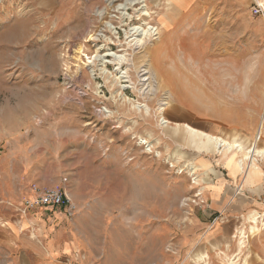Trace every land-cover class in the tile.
<instances>
[{"label":"rangeland","instance_id":"rangeland-1","mask_svg":"<svg viewBox=\"0 0 264 264\" xmlns=\"http://www.w3.org/2000/svg\"><path fill=\"white\" fill-rule=\"evenodd\" d=\"M110 1L0 0V141L9 131H34L54 149L48 185L64 189L74 205L71 215L54 209L63 217L57 264H264V159L257 157L258 173L251 161L242 170L234 165L240 152L191 148L172 129L187 123L264 148V81L253 69L264 51L250 52L252 39L263 36L264 0L128 6L132 16L143 4L152 14L147 22L158 33L147 52L161 44L162 56L170 46L174 55L151 65L137 47L134 64L122 67L130 82L118 83L112 65L102 73L98 61H87L109 43L89 38L104 30L109 17L96 11ZM111 15L118 34L103 32L124 42L139 21L133 16L121 26ZM186 30L199 54L203 88L195 101L182 100L164 73L183 80L176 52ZM139 104L149 115L134 108ZM233 107L251 109L246 124L229 120Z\"/></svg>","mask_w":264,"mask_h":264},{"label":"crops","instance_id":"crops-1","mask_svg":"<svg viewBox=\"0 0 264 264\" xmlns=\"http://www.w3.org/2000/svg\"><path fill=\"white\" fill-rule=\"evenodd\" d=\"M262 33V37L252 39L250 52L256 57L264 51V28ZM257 60L253 67L259 75L256 80L264 81V58ZM8 135L12 136L0 141V264H42L43 260L57 264L59 250L55 243L61 214L45 207L20 212L36 189L49 186L46 163L55 160L54 149L34 131L29 135L9 131ZM62 246L65 249L70 244Z\"/></svg>","mask_w":264,"mask_h":264},{"label":"bare ground","instance_id":"bare-ground-1","mask_svg":"<svg viewBox=\"0 0 264 264\" xmlns=\"http://www.w3.org/2000/svg\"><path fill=\"white\" fill-rule=\"evenodd\" d=\"M114 1L116 0H111L110 2L105 4L101 10L96 11V15L99 16L101 20L104 18H108V17L109 19L103 20L102 24L104 26V30H102L101 34H96L94 36L91 35L89 38L92 40L93 39L97 40L98 42L100 35H101L104 39L103 42L109 41V43L106 44L102 42L103 44L99 45L96 48V53L93 56L87 57L88 59L87 61L88 63H94V61H98L99 65L101 66L100 70L102 71V73H105L108 71L107 69L108 65H112L113 66L112 72H115V74H113L115 83L130 82L128 70H127L128 67L125 70L122 69V67L124 64H127V65L134 64V59L139 57L137 53L133 52V49L137 47L142 48L143 52H145V54L147 53L146 56L150 59V61L152 60L151 65L160 63L161 58H163V60L169 59L171 56L174 55V51H173L174 49L170 46L171 49L169 47V50H168L169 52L165 56H162V54L159 53V49H161V46H160L161 44L160 45L153 44L152 50L150 52H147L150 46L148 45V43L151 40L156 39L155 36L157 35L158 30H157V27H154L153 25H149V23L147 22V20L150 19L152 14L146 8L145 4H143L141 8L135 12V16L133 15L135 19L139 21V24L138 25L134 24V26H129L128 29L125 30L124 42L119 40L118 36H115L116 43L114 41H111L113 40L111 39V36L108 35L107 37L106 35L107 32L104 33L105 30H110V31H114L113 34H116V35L118 34L117 33L118 31H116L117 26L114 25V23L112 22L111 13L116 12L118 14L117 18L120 21V25L125 26L127 24L126 20L131 21V18L133 17L132 14L130 15L128 13V9H129L128 6H134L136 3L141 4L145 2L146 0H126L124 3L117 4V5H114ZM192 27L193 26H191V28ZM191 36H193V34L189 33L188 30H186L185 35L180 42V45L177 51L178 53L175 51L176 54H178V60L180 61V64L182 67L180 68L179 73L181 72L183 80H180L178 82L176 81L177 79L174 76H172L174 73L170 75L168 71L166 70H164V73L166 75L165 76L166 81L169 82V84L171 85V88L179 89L182 100H184L183 98H191L193 99V101H195V98L198 95L199 89L203 87L199 84V80H198V71H200L199 61H198L199 54L196 52V46ZM111 45H114L116 47V50L112 49ZM100 48H103L102 53L98 51ZM122 51L124 52L121 53ZM126 51H131L133 53L129 54V53H126ZM156 72L159 73L157 70ZM120 87L127 88L129 87V85L120 84ZM210 98L213 101L214 95L213 96L211 95ZM213 103H216V101H213ZM134 108L141 112L143 110L146 115H149L150 113V110L147 104H142V105L139 104L137 106H134ZM250 108H253V106ZM164 109L165 108L162 105L158 107V113H159V117H161L162 127L168 126V122H169L163 116ZM250 110L251 109L245 110V109H240V108L237 109L234 107L228 108L229 120H231L234 125H237L239 123L246 124L248 121V118H250L248 115V112H250ZM172 129L174 131L181 132L182 135H185L186 144L191 146V148L194 147L198 150L203 149V148L209 149L211 151L217 150L218 152H221L223 154L230 153L232 151L240 152L241 157L239 158L238 161L237 160L234 161V165L240 169L242 168V170L244 169L243 163L251 161L252 162L251 168L254 170L255 173H258L257 171L259 170V167L257 165V160H258L257 157H262L264 159V148H259L258 146H256L255 141L253 143H250L249 145H246V144L244 145L241 142H238L237 140H235L234 139L235 137H234L233 138L234 140L231 142V141H228L222 138L219 135L211 134L202 129L193 127L187 123H182V124L176 123V125ZM143 143H147L149 146L148 142L143 141Z\"/></svg>","mask_w":264,"mask_h":264},{"label":"built area","instance_id":"built-area-1","mask_svg":"<svg viewBox=\"0 0 264 264\" xmlns=\"http://www.w3.org/2000/svg\"><path fill=\"white\" fill-rule=\"evenodd\" d=\"M33 207L64 210L67 215H71L74 205L64 189L47 186L36 189L33 198L24 202L20 212L26 213Z\"/></svg>","mask_w":264,"mask_h":264}]
</instances>
